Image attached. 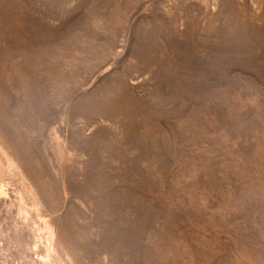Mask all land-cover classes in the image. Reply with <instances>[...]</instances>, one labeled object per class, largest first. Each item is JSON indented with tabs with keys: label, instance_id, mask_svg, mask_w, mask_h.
Segmentation results:
<instances>
[{
	"label": "rangeland",
	"instance_id": "1",
	"mask_svg": "<svg viewBox=\"0 0 264 264\" xmlns=\"http://www.w3.org/2000/svg\"><path fill=\"white\" fill-rule=\"evenodd\" d=\"M0 264H264V0H0Z\"/></svg>",
	"mask_w": 264,
	"mask_h": 264
}]
</instances>
